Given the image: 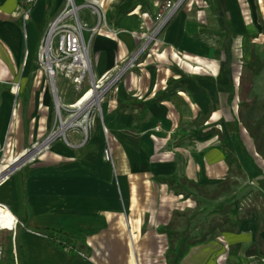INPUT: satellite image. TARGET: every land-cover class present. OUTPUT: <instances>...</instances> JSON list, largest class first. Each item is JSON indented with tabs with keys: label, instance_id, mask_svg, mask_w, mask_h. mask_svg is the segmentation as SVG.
I'll list each match as a JSON object with an SVG mask.
<instances>
[{
	"label": "crops",
	"instance_id": "0c3cea01",
	"mask_svg": "<svg viewBox=\"0 0 264 264\" xmlns=\"http://www.w3.org/2000/svg\"><path fill=\"white\" fill-rule=\"evenodd\" d=\"M165 1L100 0L106 25L91 40L95 78L139 48ZM65 5L0 0L7 164L57 126L38 56ZM80 17L98 22L89 9ZM89 86L88 78L79 86L58 74L67 108ZM107 144L113 162L104 160ZM227 180L226 193L200 191ZM192 202L193 218L175 212ZM1 204L8 209H0L1 227L11 228L10 213L19 221L11 264H173L178 249L176 264H264V0H188L89 120L0 184ZM222 217L232 223L220 226ZM46 229L75 236L81 251L71 257L51 246Z\"/></svg>",
	"mask_w": 264,
	"mask_h": 264
},
{
	"label": "built area",
	"instance_id": "2783aa9c",
	"mask_svg": "<svg viewBox=\"0 0 264 264\" xmlns=\"http://www.w3.org/2000/svg\"><path fill=\"white\" fill-rule=\"evenodd\" d=\"M187 1L166 0L156 12L154 26L144 37L139 48L129 57L121 60L115 66L113 72H106L104 75L95 78L90 58L91 40L106 25L100 0H82L80 2L77 0H66L65 8L51 22L38 56V65L46 73L53 90L57 126L53 128L45 140L36 142L29 148L31 149L30 156L22 164L14 166L12 163L7 164L3 160L0 161V184L6 181L21 166L44 152L54 140L64 137L67 130L78 126L85 120H89L93 112L100 109L101 102L117 86L123 76L136 67L149 46L159 39ZM84 9L91 10V13L97 16L98 22L95 26L91 27L86 21L81 19L80 12ZM29 12H25V19L29 17ZM87 31L91 33L89 41L85 38V32ZM61 70L71 76L73 81L79 86H82L87 78L90 80V86L68 108L61 103L57 91V77ZM77 104L78 106L75 108L74 105ZM64 113H67V117H64ZM63 125H67V127L64 131H61ZM103 157L106 162H113V154L109 144L103 150ZM0 209L8 210L2 204ZM10 214L13 224L11 228L1 227L0 235L4 231H15L19 224L18 219L12 213ZM5 249L6 245L0 239V264H2L5 257ZM66 250L68 251V249Z\"/></svg>",
	"mask_w": 264,
	"mask_h": 264
},
{
	"label": "trees",
	"instance_id": "16d2710c",
	"mask_svg": "<svg viewBox=\"0 0 264 264\" xmlns=\"http://www.w3.org/2000/svg\"><path fill=\"white\" fill-rule=\"evenodd\" d=\"M225 153H226V159L229 160L232 157V153H230V151L226 149H225ZM241 220L242 217H238V221ZM225 223L231 224L232 222L231 220H229L228 217L221 218V220L219 221V225L223 227ZM46 236L49 239L51 246L62 250L68 249L69 255L71 257L76 255L79 251H81L80 248L77 247L76 237L73 235H69L68 232H66L65 230L46 229ZM3 243L4 245H6L5 257H4L6 262H4L3 260L2 262L4 263L2 264H6L7 262H8L7 264H11L13 260L12 246L10 244L11 242H9L8 244L7 243L5 244V242ZM183 255H184V251L178 249V251L174 254L173 264H176L182 258Z\"/></svg>",
	"mask_w": 264,
	"mask_h": 264
},
{
	"label": "rangeland",
	"instance_id": "374dc122",
	"mask_svg": "<svg viewBox=\"0 0 264 264\" xmlns=\"http://www.w3.org/2000/svg\"><path fill=\"white\" fill-rule=\"evenodd\" d=\"M229 189H230V180H227V181H225V183H222L221 186H219V188L216 189V190H208V189L201 190L200 189V191L201 192L203 191L205 193L206 197L207 196L213 197L216 194L226 193V191H228ZM185 198H186V195H185ZM179 208H181V209H178L177 211H175L176 213L177 212H179V213H189V216L190 215H193L194 216L197 213V209L199 208V206L198 205L195 206V204L192 202V203H190L189 206L187 204H185L184 206L182 204H180L179 205ZM220 208L222 209L223 207H220ZM193 210H195V211H193ZM210 211H211V209L210 210H207V212H210ZM193 216L192 217L190 216V217L193 218ZM0 219L2 220V225H0V228H1V226L4 225V222H3V219L1 217H0ZM214 223H217V221H216L215 218L211 221L212 226H213ZM14 235H15V241H16V237H17L16 236V232H14ZM10 236H11L10 231H4L0 235V239H1L2 242H5V244L6 243L8 244L10 242V238H11ZM176 252H177L176 250H173V253H176ZM3 260H4V262H6L5 258ZM4 262H2V263H4ZM15 264H17V263H15Z\"/></svg>",
	"mask_w": 264,
	"mask_h": 264
},
{
	"label": "water",
	"instance_id": "95a60500",
	"mask_svg": "<svg viewBox=\"0 0 264 264\" xmlns=\"http://www.w3.org/2000/svg\"><path fill=\"white\" fill-rule=\"evenodd\" d=\"M30 151H31V149L24 152V154H22L16 160H14V162H12V165L18 166V165L22 164L30 156Z\"/></svg>",
	"mask_w": 264,
	"mask_h": 264
},
{
	"label": "bare ground",
	"instance_id": "6f19581e",
	"mask_svg": "<svg viewBox=\"0 0 264 264\" xmlns=\"http://www.w3.org/2000/svg\"><path fill=\"white\" fill-rule=\"evenodd\" d=\"M77 106H78V104H77L76 106L74 105V107H75V108H76ZM63 126H64V125H63ZM63 126H62V129H61V131L63 130ZM66 127H67V125H66Z\"/></svg>",
	"mask_w": 264,
	"mask_h": 264
}]
</instances>
